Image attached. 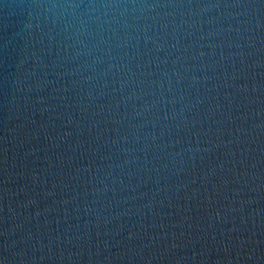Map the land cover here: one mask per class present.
<instances>
[{
	"label": "water",
	"instance_id": "95a60500",
	"mask_svg": "<svg viewBox=\"0 0 264 264\" xmlns=\"http://www.w3.org/2000/svg\"><path fill=\"white\" fill-rule=\"evenodd\" d=\"M0 264H264V0H0Z\"/></svg>",
	"mask_w": 264,
	"mask_h": 264
}]
</instances>
